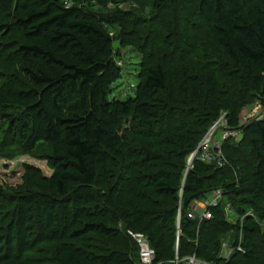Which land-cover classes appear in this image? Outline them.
<instances>
[{"label": "trees", "instance_id": "obj_1", "mask_svg": "<svg viewBox=\"0 0 264 264\" xmlns=\"http://www.w3.org/2000/svg\"><path fill=\"white\" fill-rule=\"evenodd\" d=\"M172 1L168 36L182 47L193 25L206 27L220 49L214 65L168 66L158 50L169 27L148 22L141 37L147 23L131 10L0 0V122L10 136L1 145L46 144L52 169L32 190L0 185V264H136L128 231L147 236L153 264H183L192 254L212 264H264V118L243 126L238 119L260 86L264 95V10L253 0H180L184 9ZM116 24L132 27L146 54L123 99L113 94L123 75L109 35ZM9 34L18 37L1 42ZM221 110L241 137L223 141L222 165L195 157L183 181L187 156ZM217 188L223 200L208 208L211 217H189L191 201ZM44 245L43 259L28 257Z\"/></svg>", "mask_w": 264, "mask_h": 264}, {"label": "rangeland", "instance_id": "obj_2", "mask_svg": "<svg viewBox=\"0 0 264 264\" xmlns=\"http://www.w3.org/2000/svg\"><path fill=\"white\" fill-rule=\"evenodd\" d=\"M64 5L76 4L77 0H62ZM91 1V7L101 9L102 11L110 10L113 8H122L125 10H131L134 12L140 19V21L147 23V25L142 24L139 30H141V37H147L145 30H148V22L161 24L162 26H167L169 29L164 28L163 34L160 35L161 45L158 53H168L169 56H165V58L161 55V60L165 59V63L168 66L173 67L175 64L179 62H186L187 60H191L195 65H203L204 63L207 65H214L213 61L217 57L220 49L216 46L214 42V38L208 31L206 27L202 26H192V34L188 40H185V45L182 47L177 46L175 40L171 36H168V32L171 31L170 24L173 23L172 13L175 15L177 7L174 5V1L163 0L161 4L153 7V0H85ZM258 3L264 10V0H253ZM177 4L181 9H184L183 4L180 0H177ZM154 11L159 14L156 16V20L152 17ZM156 14V15H158ZM152 17V18H151ZM159 19V20H158ZM191 24V22H190ZM165 26V27H166ZM132 27L125 25H114V27L109 29V35L113 38L111 49L113 56L117 59L118 65H120L122 70V78L117 82V86L113 89V94L121 99L125 98L128 94H133V87L131 84H136V77L134 76L140 67V63L145 62L146 54L143 53L137 45L141 42L132 32ZM18 36L16 34H9L2 38L1 42H7L16 39ZM136 38V40H131ZM146 39V38H145ZM143 40V39H142ZM146 41V40H145ZM145 45V42H142ZM182 48V49H179ZM0 47V51H1ZM182 50L184 52L183 57L179 54V51ZM168 58V60H167ZM214 58V59H213ZM157 59V58H156ZM155 59V60H156ZM211 65V66H212ZM6 69V65L3 62V57L0 56V70ZM192 69V68H191ZM192 72H195V69H192ZM262 87L260 86L259 90H257L256 97L250 99L249 104L245 107L240 108L238 113V119L243 122L248 115L253 114H263L264 113V95L262 93ZM226 111L221 110L219 116L216 120H214L208 127L205 133L201 136L200 140L203 139L207 134H209L210 139H222V132L224 128H229V124H224V117ZM216 121V122H215ZM0 185L5 187L7 191L17 193V192H25L28 190H32L27 188L33 181L43 182L47 177L50 176L52 169L48 164V160L46 159V155L50 153V148L46 144H40L36 148L30 151H23L19 148V144L16 145H1V141L3 139H10L8 135L9 130L6 127V123L1 120L0 122ZM6 137V138H5ZM241 137V134H239ZM17 137H15L16 139ZM199 140V142H200ZM198 142V143H199ZM198 145V144H197ZM191 153L186 158V169L183 172V181L186 177L187 171L189 168V164L191 163L189 159ZM190 162V163H189ZM225 160L223 161V164ZM32 174H35L36 177L33 180ZM211 184H214L212 182ZM39 188V187H38ZM35 189V188H34ZM182 193H180L181 195ZM212 196V192L208 193L204 198L201 199H193L189 205H193V207H201L204 205L206 199ZM222 196V195H221ZM223 200V197H218L217 200ZM225 213L228 217V220L231 222H235L238 218V215L233 212V209L226 207ZM179 220V217L177 218ZM237 233L233 231L225 238L223 244V249L221 253V257L226 259L228 258L234 251L232 247V243L236 237ZM241 238V234H239V239ZM96 245L109 247L108 244L100 242V240H93ZM50 248L48 245H44L36 248L35 251L28 255L29 258L41 260L43 257L49 254ZM46 264V263H40ZM59 264V263H58Z\"/></svg>", "mask_w": 264, "mask_h": 264}, {"label": "built area", "instance_id": "obj_3", "mask_svg": "<svg viewBox=\"0 0 264 264\" xmlns=\"http://www.w3.org/2000/svg\"><path fill=\"white\" fill-rule=\"evenodd\" d=\"M66 6H71V4H67ZM224 117H226V114H224ZM263 118L264 113L248 115V117H246L243 122L239 120V126H243L253 120H261ZM225 123H227V120L224 119V124ZM224 130H227V132H222V139L213 140L212 138L211 140L209 134H207L205 137H203V139L200 140L196 148L191 152L189 159H192L190 160L191 163L189 162V168L192 167V162L195 157L204 162L216 161L219 165H222L223 161L225 160L221 151L223 141L229 137L238 140L240 138L239 134L241 132L239 128L231 127L224 128ZM221 195V189H214L212 191V196L206 199L203 206L198 208L193 207V205L190 206L188 216L191 218H197L199 220L203 218H210L211 213L208 208L216 206L218 204L217 198L221 197ZM128 233L136 241L138 246V261L136 264H153L154 251L149 244L147 236L141 232L128 231ZM182 262L183 264H212L211 262H206L202 259L197 258L195 254L184 257L182 259ZM175 264H177V262H175Z\"/></svg>", "mask_w": 264, "mask_h": 264}]
</instances>
